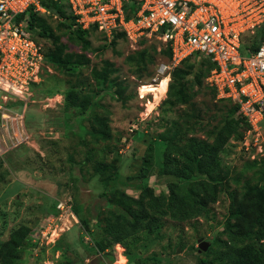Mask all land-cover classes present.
I'll use <instances>...</instances> for the list:
<instances>
[{"label":"rangeland","instance_id":"1","mask_svg":"<svg viewBox=\"0 0 264 264\" xmlns=\"http://www.w3.org/2000/svg\"><path fill=\"white\" fill-rule=\"evenodd\" d=\"M50 26L69 51L84 52L90 62L73 74L44 67L40 80L30 86L31 96L27 97L26 105L16 102L13 106L15 111H24L21 134L26 142L0 157V244L23 224L29 226L30 232L26 246L18 249L14 264H198L204 257L199 241L210 245L223 227L228 206L226 194H221L210 206L208 220L202 216L188 221L165 217L160 236L150 234L146 241L133 244L128 240L117 245L107 236L100 250L87 247L90 242L85 239L87 234L79 224V216L87 220L88 233L95 240L101 235L93 213L115 208L108 202L102 203L104 194L109 196L115 190H123L137 197L145 184L155 194H167L172 176L159 173L165 143L158 134L175 120L183 126L182 117L177 115L183 108L190 110L193 107L190 103H194L195 113L200 111L198 127L206 130L220 127L225 108L231 103L218 99L210 87L193 85L197 68L188 77L192 79L189 85L194 87L190 88L194 94L188 105L166 102L172 69L164 76L157 74V66L167 62L157 40L138 47L124 39L109 41L101 33L93 32L86 35L89 45L83 48L77 40L69 39L74 32L62 21L51 22ZM39 41L43 51L52 47L46 37H40ZM148 45L156 46L155 51H150L153 62L147 70L138 72L134 62H127V57ZM105 60L117 69L111 77L122 82L123 96H127L124 101L118 97L116 86L105 84V89H99L94 85L91 69H101ZM80 82H83L82 92L90 93V104L83 110L64 108L63 92L68 85ZM52 88H56L54 94L47 93ZM56 93L61 96H55ZM94 113L108 119L111 132L108 140L95 138L91 119ZM261 124V150L253 145L246 148L242 144L244 134L241 139L231 138L219 152L222 166L239 170L245 161L264 157V121ZM239 125L244 133L246 124L242 118ZM7 132L14 135L11 130ZM197 135L205 136L204 132ZM149 146L153 164L143 179L139 175L140 167ZM98 163L104 164L101 173H95ZM59 202L67 203L72 211L76 208L79 216L71 211L59 216L61 213L53 209ZM48 232L53 233L51 238ZM137 260L141 261L137 263Z\"/></svg>","mask_w":264,"mask_h":264},{"label":"trees","instance_id":"2","mask_svg":"<svg viewBox=\"0 0 264 264\" xmlns=\"http://www.w3.org/2000/svg\"><path fill=\"white\" fill-rule=\"evenodd\" d=\"M41 4L49 11V15H40L29 9L28 28L36 36L51 40L52 47L43 51L46 66L59 72L73 74L82 66L90 62L87 54L69 51L68 46L61 41V37L54 33L51 22L62 21L74 34L69 39L77 40L88 47L89 41L86 35H91L94 30L81 29L75 26V16L69 11L64 1L43 0ZM22 15V14H21ZM20 15V16H21ZM57 18H54L53 16ZM109 41H118L125 37L121 33L114 34ZM141 40L139 45L145 44ZM139 46V47H140ZM150 45L137 50L135 54L127 57V62H134L137 71L147 70L148 64L153 62L150 51H155ZM170 56L168 49L160 50ZM198 55L183 60L170 72V80L166 91V102L187 106L193 98L194 86H207L205 78L214 68V63L208 58L200 57L198 67L196 61ZM166 59V60H167ZM101 69L92 68L91 78L99 89L116 86V93L123 101L124 86L121 81L112 78L117 69L105 60ZM197 74L190 80L188 77L194 70ZM83 82L70 84L63 92L64 108L83 110L90 104L89 91L82 92ZM188 88V89H187ZM211 88V87H210ZM213 89V88H211ZM56 88L47 91L54 94ZM214 93L216 91L213 89ZM219 99V98H218ZM229 104L225 109V116L220 127H212L206 130L197 122L199 110L194 103H190V110L183 108L177 115L182 117L183 126L177 125V120L172 121L170 127L158 134V138L165 143L159 173L172 176L167 184V194H155L154 189L145 184L137 197H133L123 190H115L109 196H101L103 201L113 204V209H101L93 213L99 223L100 238H91L88 232V222L78 215L76 208L73 212L79 216V224L86 231L90 243L88 248L100 250L104 237H112L117 244L131 240L146 241L147 236L153 234L160 236L163 219L169 217L176 221H188L202 216L208 220L211 216L210 206L218 201L221 194L228 198L227 211L222 229L211 241L198 264H264V157L245 161L239 170H231L222 166L219 152L229 139H241L243 129L240 128L238 106L228 99ZM20 104V103H19ZM190 118H194L193 121ZM92 131L98 140H108L111 137L108 119L97 113L92 115ZM243 119V118H242ZM246 127L244 132L249 128ZM198 125V126H197ZM204 132L205 136L197 133ZM21 146V145H20ZM14 148L12 150H15ZM152 147L147 148L140 167V177L146 179L153 164ZM10 150V151H12ZM7 153V152H6ZM104 164L95 166V173H101ZM103 178V177H102ZM234 183V186H232ZM56 210V204L53 206ZM30 232L27 225H20L13 229L8 238L0 244V264H14L18 249L26 246V239ZM85 236V234H84ZM87 240V241H88ZM257 241L259 247H257ZM143 242V241H142ZM132 244L131 242H129ZM141 260H137L139 263Z\"/></svg>","mask_w":264,"mask_h":264},{"label":"built area","instance_id":"3","mask_svg":"<svg viewBox=\"0 0 264 264\" xmlns=\"http://www.w3.org/2000/svg\"><path fill=\"white\" fill-rule=\"evenodd\" d=\"M42 1L0 0V157L25 144L21 134L24 111H15L13 106L16 102L26 105L31 96L30 86L40 80L43 68L47 67L42 45L28 28L29 9L49 15ZM53 1H64L75 16V26L99 32L107 39L121 33L130 45L138 47L141 40L159 41L170 56L157 66L158 75L195 54L198 59L208 58L214 68L205 84L216 91L217 98L238 106L239 115L249 125L242 144L261 150L264 0ZM56 210L61 213L59 216L68 211L74 214L67 203H56ZM85 239L88 240L87 235Z\"/></svg>","mask_w":264,"mask_h":264},{"label":"water","instance_id":"4","mask_svg":"<svg viewBox=\"0 0 264 264\" xmlns=\"http://www.w3.org/2000/svg\"><path fill=\"white\" fill-rule=\"evenodd\" d=\"M208 246H209V243H207V242H201V241H199V243H198V247H199V249L201 251H206V249L208 248ZM257 247H259V242L258 241H257Z\"/></svg>","mask_w":264,"mask_h":264},{"label":"bare ground","instance_id":"5","mask_svg":"<svg viewBox=\"0 0 264 264\" xmlns=\"http://www.w3.org/2000/svg\"><path fill=\"white\" fill-rule=\"evenodd\" d=\"M165 75V74H164ZM164 75H162V76H164Z\"/></svg>","mask_w":264,"mask_h":264}]
</instances>
